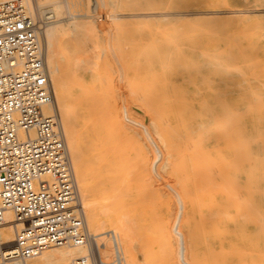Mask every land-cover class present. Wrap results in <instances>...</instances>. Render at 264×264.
I'll return each instance as SVG.
<instances>
[{
	"label": "rangeland",
	"instance_id": "374dc122",
	"mask_svg": "<svg viewBox=\"0 0 264 264\" xmlns=\"http://www.w3.org/2000/svg\"><path fill=\"white\" fill-rule=\"evenodd\" d=\"M95 1L81 10L100 28L86 74L113 145L95 177L107 213L141 221L144 264H264V0Z\"/></svg>",
	"mask_w": 264,
	"mask_h": 264
},
{
	"label": "built area",
	"instance_id": "2783aa9c",
	"mask_svg": "<svg viewBox=\"0 0 264 264\" xmlns=\"http://www.w3.org/2000/svg\"><path fill=\"white\" fill-rule=\"evenodd\" d=\"M38 14L28 13L22 0L0 1V232L15 222L13 241L0 235V264L80 245L89 253L66 264H103L104 246L91 243L59 113L45 111L55 96L46 60L48 21Z\"/></svg>",
	"mask_w": 264,
	"mask_h": 264
},
{
	"label": "bare ground",
	"instance_id": "6f19581e",
	"mask_svg": "<svg viewBox=\"0 0 264 264\" xmlns=\"http://www.w3.org/2000/svg\"><path fill=\"white\" fill-rule=\"evenodd\" d=\"M22 2L26 5L27 12L32 16H37L40 11L42 14L44 12L46 18L49 19L44 29V36L47 45L46 60L53 84L55 104L47 105L45 111L52 113L57 110L59 113L77 178L91 243L95 245L102 242L105 249L104 239L108 238L112 241L115 258L110 261L104 260L100 250V259L103 264H144L147 254L144 256L140 242H145L147 246V235L141 228L143 227L141 221H133L126 217H118L117 221L112 219L107 213V202L114 197L108 193L106 188H97L98 184L95 183L98 169L106 168V162L104 163L106 159H102L103 152L107 155L113 149L110 138L101 132L98 121H95L92 116V110L98 104L93 97L94 84L90 81L97 80L100 74L96 73L97 71L92 73V80L91 76L87 77L86 74L88 65L94 64L99 56L100 44L95 37L99 25L98 20L93 18V14L90 12L81 10L84 7V0H22ZM108 3H111V0H96L91 8L93 11L101 7L107 8ZM64 17H68L71 21L63 23ZM71 32L76 33L81 42L78 46L73 45L72 48L64 47L63 44L66 41H63L61 36ZM87 40H94V54L92 55L87 52V46L90 48V45H87ZM91 49L92 46L90 51ZM68 50L71 55L67 53ZM93 67L92 65L91 68L94 70ZM104 112L102 111V113ZM104 116L111 121L114 119V116L109 114ZM88 128L93 130L92 136L87 135ZM90 152L93 153L92 157L89 156ZM112 188L115 187L112 186ZM12 219L11 212H7V221ZM112 225L117 231L113 234L115 238H117V233H121L123 236V239L116 243V247L112 235L108 234ZM0 235L7 242L13 241L15 239V222L5 224ZM12 248L15 255V246L12 245ZM88 253L87 245L52 247L38 256L26 259L13 258L4 264H66L70 260Z\"/></svg>",
	"mask_w": 264,
	"mask_h": 264
}]
</instances>
